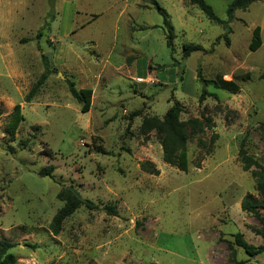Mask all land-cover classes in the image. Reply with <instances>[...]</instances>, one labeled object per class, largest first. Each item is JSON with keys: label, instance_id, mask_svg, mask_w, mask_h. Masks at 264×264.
<instances>
[{"label": "rangeland", "instance_id": "rangeland-1", "mask_svg": "<svg viewBox=\"0 0 264 264\" xmlns=\"http://www.w3.org/2000/svg\"><path fill=\"white\" fill-rule=\"evenodd\" d=\"M155 1L173 29L172 51L151 0H0V241L16 245L15 264H264V253L249 257L233 241L240 233L264 246L260 223L240 210L247 194L258 198L255 168L244 172L238 159L245 140L264 169V0L227 25L208 20L191 0ZM203 1L227 21L232 0ZM255 27L262 44L249 52ZM186 44L204 51L182 59ZM42 54L54 70L25 103L44 72ZM156 66L165 69H150ZM197 68L206 80L233 79L239 92L208 86L211 96L199 102ZM67 80L92 91L87 113ZM174 102L181 120L204 116L213 124L188 140L185 172L162 161L154 131H138ZM17 104L24 121L10 142L5 117ZM146 161L158 175L141 170ZM49 165L52 177L40 176ZM62 188L96 208L80 206L54 236L49 225L64 204Z\"/></svg>", "mask_w": 264, "mask_h": 264}, {"label": "trees", "instance_id": "trees-1", "mask_svg": "<svg viewBox=\"0 0 264 264\" xmlns=\"http://www.w3.org/2000/svg\"><path fill=\"white\" fill-rule=\"evenodd\" d=\"M55 0H49L50 5L53 6ZM198 9L206 16V18L216 24L227 25L234 20V14L236 11H246L250 5L259 1V0H232L226 9L227 21L223 22L214 14L212 9L204 3L203 0H191ZM151 4L157 9L158 13L163 17L164 26L167 29V47L173 50V40L175 38L173 34V29L169 25L168 15L166 12L161 9L155 0H151ZM227 27V26H226ZM229 32L228 27L226 29L227 33ZM41 36L38 33L37 38ZM225 37V36H224ZM225 44L228 45L229 41L225 37ZM261 37H260V28L255 27L252 30L251 41L248 45L249 52L257 51L261 46ZM203 48L199 45L186 44L183 45L182 59H186L193 52H202ZM42 64L44 67V72L38 78L34 86L28 92L24 98L25 103H30L36 95L39 93L41 86L46 81L47 77L52 74L54 70L50 60L47 56L41 55ZM173 66L179 67L180 71L178 73V79L181 82L183 76V67L180 63H176ZM153 70L162 71L165 67L156 66L151 68ZM264 78V72L261 75V79ZM196 80L201 87V92L199 94L198 101L202 102L205 97H210L211 95L206 91V87L211 86L214 89L222 90L230 94H237L239 92L238 84L232 80H223L221 77H216L215 79L206 80L202 77L200 68L196 70ZM67 89L71 97L79 104L80 111L82 114H85L90 109L92 91L90 89H79L75 88L73 82L66 81ZM182 113V108L178 102H174L173 105L166 111L163 118L159 119L157 117H147L144 118L139 126V134L143 137H146L150 132L154 131L158 136L159 144L162 150V161L172 167H175L181 172L187 170V150L186 144L190 137L195 134L198 130L202 129L205 126H212V122L209 118L202 119L190 118L188 120H181L180 114ZM2 112L0 110V118ZM139 115V112L133 113L130 116L136 117ZM4 125V135L9 139L10 142L15 140V135L20 123L24 121V117L21 113L20 105H15L12 111L5 117ZM217 135H212L210 139L209 151L212 148L214 142L217 140ZM46 155L52 157L51 150H47ZM238 159L242 165V170L244 172L250 171L252 167L254 170H251V176L254 180L255 191L257 197L247 194L241 204L240 210L244 213L251 214L254 216L260 223L263 233H264V169L259 163L249 156L245 150V140H241L239 143L238 150ZM141 170L145 173L158 175V170L155 168V165L152 162L146 161L140 164ZM54 170L53 165L46 166L42 168L38 174L42 177H52V172ZM58 198L64 202L62 208L55 214L50 225L49 230L52 235L57 236L61 231V225L66 218L71 216L75 210L80 206L84 205L88 209L96 208L91 202L84 200L82 198H77L72 191L68 188H62L58 194ZM105 210L110 214H114V208L111 206H106ZM234 245L240 248L246 255L249 257L259 256L264 253V246L254 247L249 245L240 233H237L233 236ZM15 244L1 240L0 241V264H15L16 259L13 254L10 253V250L15 248Z\"/></svg>", "mask_w": 264, "mask_h": 264}, {"label": "water", "instance_id": "water-1", "mask_svg": "<svg viewBox=\"0 0 264 264\" xmlns=\"http://www.w3.org/2000/svg\"><path fill=\"white\" fill-rule=\"evenodd\" d=\"M61 78H63L62 77V75L61 74H58ZM70 191H72L73 192V194L77 197V198H80V195L73 189V188H68Z\"/></svg>", "mask_w": 264, "mask_h": 264}, {"label": "bare ground", "instance_id": "bare-ground-1", "mask_svg": "<svg viewBox=\"0 0 264 264\" xmlns=\"http://www.w3.org/2000/svg\"><path fill=\"white\" fill-rule=\"evenodd\" d=\"M227 80H228V77H227Z\"/></svg>", "mask_w": 264, "mask_h": 264}, {"label": "crops", "instance_id": "crops-1", "mask_svg": "<svg viewBox=\"0 0 264 264\" xmlns=\"http://www.w3.org/2000/svg\"><path fill=\"white\" fill-rule=\"evenodd\" d=\"M226 76V75H225ZM225 79V78H224Z\"/></svg>", "mask_w": 264, "mask_h": 264}]
</instances>
